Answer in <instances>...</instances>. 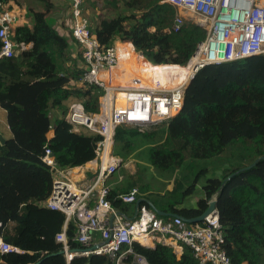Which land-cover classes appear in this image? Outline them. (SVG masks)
Masks as SVG:
<instances>
[{
  "label": "trees",
  "instance_id": "1",
  "mask_svg": "<svg viewBox=\"0 0 264 264\" xmlns=\"http://www.w3.org/2000/svg\"><path fill=\"white\" fill-rule=\"evenodd\" d=\"M0 1L19 14L12 4L15 0ZM37 1L42 8L29 9L32 25L13 29V40L30 43L31 47L16 57L0 58V108L5 111L9 130V136L0 143V236L5 243L23 251L0 252V264H66L62 254H58L61 244L54 238L62 230L65 215L45 206L53 171L42 157L48 148L59 168L83 166L94 158L95 142L99 139L88 131H71L63 120L69 101L80 103L87 113L95 112L100 89L81 82L79 46L52 27L47 19L53 7L50 0ZM132 1L158 3L101 0V7L91 2L82 4V12L90 17V31L100 44L106 48L119 38L114 43L136 47L144 56L136 55L137 66L142 68L185 64L203 40L205 29L186 21L179 31L172 32L175 8L167 3H148L145 19L129 32L121 24H125L127 16L121 13ZM70 81L75 85L69 86ZM50 126H54V135L47 139ZM137 138L152 144L147 153L152 168L178 174L169 191L154 192L158 200H145L160 211L194 218L215 197L223 232L222 248L231 263L264 264V159L246 169L264 156V52L206 65L185 87L177 114L143 132L132 126L119 128L114 142L128 154ZM238 143L246 151L244 159L233 168L223 169L218 177L209 176V170L199 169L195 163L221 156L234 144V149H238ZM202 178L203 198L195 208H180ZM131 188H137V199L147 190L131 181L125 188L110 189L107 199L125 213L132 204H124L116 196ZM145 200L140 205L149 207ZM74 233L75 226L69 221L65 234L71 247L78 246L72 239ZM131 249L148 264H198L186 247L179 257L159 242L147 246L134 241ZM69 264L114 263L105 255H90L73 258Z\"/></svg>",
  "mask_w": 264,
  "mask_h": 264
},
{
  "label": "built area",
  "instance_id": "2",
  "mask_svg": "<svg viewBox=\"0 0 264 264\" xmlns=\"http://www.w3.org/2000/svg\"><path fill=\"white\" fill-rule=\"evenodd\" d=\"M68 1L72 38L82 53L81 82L97 87L100 94L95 112L87 113L80 103L73 102L63 118L71 131H88L99 138L94 158L76 169L92 173L88 182L76 184L71 176L73 168H59L48 148L42 157L53 171L45 206L65 215L62 230L54 237L61 244L65 263L76 257L105 255L114 264H148L132 252L131 244L135 241L141 245L159 242L169 246L177 257L186 247L198 264H232L222 248L223 232L216 210L199 225H189L179 217H158L146 205H139L134 217L127 218L107 199L110 186L106 180L122 165L120 157L114 154L119 128L132 126L143 132L167 121L179 112L185 87L200 69L264 52V0H164L175 9L196 15L199 26L205 29L203 40L188 61L172 64L185 69L184 77L172 85H168L171 78L147 81L136 68L120 66L115 39L109 47L101 45L82 14V0ZM16 14L9 4L0 1V58L16 57L26 48V43L13 40ZM183 23V15L175 11L171 31H179ZM130 51L144 57L136 47ZM137 194V188H131L116 198L124 204H135ZM69 221L75 226L72 239L78 244L76 247L67 242L65 231ZM0 252L23 253L5 243L1 236Z\"/></svg>",
  "mask_w": 264,
  "mask_h": 264
},
{
  "label": "rangeland",
  "instance_id": "3",
  "mask_svg": "<svg viewBox=\"0 0 264 264\" xmlns=\"http://www.w3.org/2000/svg\"><path fill=\"white\" fill-rule=\"evenodd\" d=\"M157 2L158 3H153L152 1H148L143 4H134L135 2L132 1V2H128L129 7L126 6L127 8L125 10L131 9L134 7L146 9L147 8L146 5L148 3H152L153 4L152 6L166 3L164 0H157ZM14 7H16L17 10L19 11L18 17L20 18V20L24 21L26 15L27 16L31 15V11H29V9L38 10L42 8V5L37 0H17V2L14 3ZM53 7L54 8L52 9V11L48 13L47 19L49 20L53 28L56 27L58 29H62L60 30V33L64 35V37H66L70 42H74V44H76L75 41L72 39V34H71V22H70L71 19L69 15V10H70L69 1L68 0H60V1L56 0L55 5L53 4ZM123 11L121 13V16H123ZM175 11L177 14L183 15L184 22L192 21L193 23L198 24L199 18L196 17V15L186 10H183V9L181 10L175 9ZM83 15L87 19L89 28H90L91 26L90 17L87 15L86 12H84ZM128 38H132V37L129 36ZM114 39H119V38H114ZM122 39H127V38H122ZM124 50H127L128 53L129 52L131 53L130 51L131 49H123L120 52L121 55H123ZM118 60H119V57H118ZM125 60H127L128 62V63L126 62V65L131 63L129 58ZM78 65L80 64L78 63ZM74 85L75 83L73 81H70L69 86L72 87ZM0 112H1L0 116L4 117L3 111L1 109H0ZM0 127L3 128V123L2 124L0 123ZM122 128H127V127H122ZM133 142L134 144H133L132 150L128 154L124 153L123 151L119 149L120 144H118V142L114 145V154L117 153V155L120 157L122 161V165L120 166L121 170L119 171V174L123 176V179L124 177H128V178L134 177L130 179L131 181H134V185L137 187H139V185H142L148 188L149 186V188H152L153 191H157V192L161 191L162 190L161 186H164V182H162L161 180L165 179L167 183H170V181H173L174 176H178L177 172L174 173L173 175V173L161 174L160 172L156 171L154 168H152L148 164V161H147V153H148L149 148L152 146V144L149 141H146L141 138H137L133 140ZM241 145L242 143H238L237 145L238 149L237 148L234 149V147L236 146L234 144L233 146H229L224 151V153L221 154V156L207 159L204 161H196L195 163L197 164L199 169L205 168L209 171H216L217 177H218L219 174L220 175L222 174L223 169L233 168L237 166L238 163H240L239 162L240 160L244 159L246 151L243 150L244 148L240 147ZM241 162H243V164L245 163L244 160ZM247 164L249 165L250 163H246L245 165ZM183 172L185 171L182 170L181 173ZM133 174H136V175H133ZM209 176H213V175L210 173Z\"/></svg>",
  "mask_w": 264,
  "mask_h": 264
},
{
  "label": "crops",
  "instance_id": "4",
  "mask_svg": "<svg viewBox=\"0 0 264 264\" xmlns=\"http://www.w3.org/2000/svg\"><path fill=\"white\" fill-rule=\"evenodd\" d=\"M55 1L56 0H51V2L55 5ZM60 1V0H59ZM12 2V1H11ZM10 2V3H11ZM17 0H15V2H13L12 4L14 5V3H16ZM87 2H91V3H95L97 6L101 7V0H82L81 1V7H82V4L83 3H87ZM17 7V6H16ZM14 7V8H16ZM54 7H52L53 9ZM17 9V8H16ZM51 9V11H52ZM15 10V9H13ZM18 11V10H17ZM19 12V11H18ZM147 11L146 9L144 8H131V9H128V10H125L123 11V15L126 14L127 16V21L125 22V24L121 23L122 26L124 28H126L129 32L132 31V29H135L138 24L140 22H142L144 19H145V15H146ZM83 14V12H82ZM69 15H70V12H69ZM20 25H28V26H31L32 25V16L29 15V16H25V20L24 21H21L20 18L18 17V22H17V25L16 26H20ZM129 25H132L133 27H129ZM15 26V27H16ZM55 30H58V32L60 33V30L62 29H58L56 27H54ZM61 34V33H60ZM119 44H122V43H119ZM126 45V44H125ZM31 47V44L30 43H26V48L25 50H28L29 48ZM81 65H82V61H81ZM71 103H73L72 101L70 102H67V105L69 106ZM1 109V108H0ZM3 111V114H4V117H1L0 116V123L2 124L3 123V128L0 127V135L3 137V138H7L9 136V130H8V126L6 124V121H5V111L3 109H1ZM1 114V112H0ZM64 118V117H63ZM53 124V121L51 119V125ZM54 135V130H53V126H52V130L47 133V139H51ZM77 167L73 168L74 171H72L71 173V176H72V179L75 181L76 184H84V183H87L88 180L93 176L92 173H90L89 171L87 170H79L77 171L76 170ZM120 167L116 170L115 173H113L107 180H106V183L109 184L110 186V189L111 190H115V189H120V188H125L126 185L131 182V179L130 178H134V177H124L123 179V176H121L119 174V171H120ZM213 172V173H211ZM210 173L214 176V177H217V172L215 171H210ZM209 173V174H210ZM163 174V173H161ZM208 174V175H209ZM133 175H136V174H133ZM131 176V175H130ZM161 180V179H160ZM162 182H164V186H161L162 190L157 192V191H153L152 188H147V190L145 191V193H140V196L138 199H142V200H145L144 198L145 197H148L147 199H154V200H158V198L155 196V193L154 192H157L159 194H162L163 192L165 191H169L171 188H172V181H170V183H167V181L164 179V180H161ZM205 182V178H202L200 179L196 186H195V189L194 191L192 192L191 195H189L188 197H186L181 206H179L180 208L181 207H184V208H195L196 207V203L199 199L203 198V191H202V186ZM166 184V185H165ZM154 193V194H153ZM213 198L215 197H211L209 200H212ZM145 200V201H149V200ZM151 202V201H150ZM152 203V202H151ZM153 204V203H152ZM154 205V204H153ZM132 206V207H131ZM129 208V210L127 212H121L122 215H124L125 217L127 218H133L134 217V213H135V208H134V204H132ZM155 206V205H154ZM156 207V206H155ZM157 208V207H156ZM158 209V208H157ZM163 212V211H162ZM167 213L166 216H163L164 218H168V217H171L170 215L173 214V213H169V212H165ZM162 217V218H163ZM201 224V222H200ZM189 225H199L198 223H195V224H189ZM147 246H152V245H147Z\"/></svg>",
  "mask_w": 264,
  "mask_h": 264
},
{
  "label": "bare ground",
  "instance_id": "5",
  "mask_svg": "<svg viewBox=\"0 0 264 264\" xmlns=\"http://www.w3.org/2000/svg\"><path fill=\"white\" fill-rule=\"evenodd\" d=\"M116 48L119 53V63L120 66L122 64L126 65V60L129 58L130 62L129 67L136 68L139 73H141L142 77L149 81V80H164L165 78H171V80L168 82V85L176 84L182 77H184L185 69H182L181 67L175 66V65H169L162 69H158L155 67H149V68H142L137 66V58L136 56L131 52L125 53L123 55L120 54V51L123 49H131L128 45L125 44H119L115 43ZM127 55V56H126ZM124 61V62H123ZM128 66V65H127ZM134 66V67H133ZM146 76H144V75ZM147 78V79H146Z\"/></svg>",
  "mask_w": 264,
  "mask_h": 264
},
{
  "label": "water",
  "instance_id": "6",
  "mask_svg": "<svg viewBox=\"0 0 264 264\" xmlns=\"http://www.w3.org/2000/svg\"><path fill=\"white\" fill-rule=\"evenodd\" d=\"M190 80L188 81L187 85L189 84ZM53 129H54V126H53ZM3 142H4V138L0 135V143L2 144ZM50 156H52V155H50ZM261 159H264V156H260V157L256 158L249 166L246 167V169H249V168L253 167ZM141 201H142V199H137V201L135 202V204H134L135 213L134 214H136V211H137ZM145 202L149 205V207L155 212V214L158 217H163V216L167 215V213L162 212L159 209H157L150 201H145ZM215 204H216V199L215 198H213L212 200H208L206 209L199 216L194 217V218H185V217H182V216L177 215V214H171L170 216L171 217H179L181 220H183V221H185L186 223H189V224L200 223V222L203 221L204 217H206L213 210H216L215 209ZM58 254H62V252L59 251Z\"/></svg>",
  "mask_w": 264,
  "mask_h": 264
}]
</instances>
